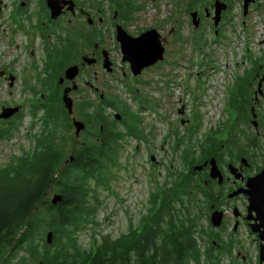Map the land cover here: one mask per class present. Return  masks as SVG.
<instances>
[{
  "label": "rangeland",
  "instance_id": "1",
  "mask_svg": "<svg viewBox=\"0 0 264 264\" xmlns=\"http://www.w3.org/2000/svg\"><path fill=\"white\" fill-rule=\"evenodd\" d=\"M6 1L0 0L2 13L0 22L4 24L0 28V70L9 68L19 71L23 76L22 69L28 68V59L24 53L26 37L9 33L7 11L10 5L9 2L5 3ZM130 1L125 3L126 9L129 7L130 10L124 9V15H128V20L124 24L126 31L131 36H135L149 29L156 30L165 47L164 59L156 66L143 70L139 76L140 82L132 80L127 63L121 61L119 46L114 38V28L110 26L112 17L105 15L101 44L110 52L111 60L115 64V72L109 74L102 66H93L75 79L79 87L84 81H88L98 89L95 95L84 90V94L71 97L73 115L78 119L80 118L76 110L79 103L96 105L99 103L96 96L100 93L103 94L104 100L117 97L130 107L131 112L137 110L140 100L144 102L143 106L147 107L146 110L139 112V116L148 142H143V145L136 149L134 139L124 138L123 147L120 148L115 161V168L103 176L105 179L102 185L92 186L94 193L89 198L93 204L94 216L86 223V230L77 235V243L84 250L90 247L94 239L102 241L103 237H107L115 241L129 229L136 228L149 208L150 194L159 192L162 185L169 182L167 179L169 171L166 167L169 166L171 170L174 168L184 170L189 165L184 166L180 161V156L186 147L185 144L181 146L177 136L184 137L186 131L199 127L191 140V149L195 152L192 158L198 157V146L195 143L201 141L208 130L224 120L223 109L227 90L232 85L234 76L248 66L242 55V47L247 37L244 36L240 26L239 16L236 19L231 17L232 23L226 22L222 27V36L217 38L209 36L212 28L209 27L210 22L206 21L209 24L204 23L202 28H199L202 32L200 38L197 35L200 32L193 28L186 14L185 7L189 3L185 0ZM208 3L207 1L205 5L207 6ZM101 6L107 12V4L102 3ZM119 9L123 13L121 7ZM119 9L116 19L120 18ZM247 30L249 42L257 53V45L259 43L261 46V40L264 39V4L261 10L253 13L248 19ZM203 38L206 39L204 45L200 43ZM93 42L97 43L96 40ZM79 48L81 49L80 45ZM53 70L56 73V70ZM123 72L130 80H123ZM29 73L33 74V71L29 69ZM134 90H137L135 95ZM80 95H85L87 98H79ZM135 96L136 102L133 100ZM24 97L27 96L21 94L19 86L10 93L6 79L0 78V109L10 108V99L19 102ZM25 103L29 106L23 109L19 127L12 131L10 140L0 142V168L13 157L31 151L32 136L42 130L44 117L42 114L35 117L30 115L32 109L30 102L26 100ZM147 104L151 105L152 109L148 108ZM105 113L108 117H112L109 110ZM14 114H10L6 119H0L3 120L0 121V127L9 128L8 119ZM187 119L189 122H186ZM11 125L16 127L17 123L13 122ZM73 132L70 126V135ZM169 133L171 136L165 138ZM79 139H83L81 134ZM70 143L71 141L68 142ZM172 147L176 150L173 151ZM149 155L155 158L154 165L149 161ZM54 194H56L54 190H48L47 203L51 204L50 200ZM201 219L200 222L206 229L207 217ZM49 232H46V235ZM195 236L200 252L211 259L212 255L205 253L201 237L197 234ZM18 256L24 255L20 253ZM201 258L204 261V258ZM221 260L222 264H229L228 260ZM21 264L29 263L24 260Z\"/></svg>",
  "mask_w": 264,
  "mask_h": 264
},
{
  "label": "trees",
  "instance_id": "2",
  "mask_svg": "<svg viewBox=\"0 0 264 264\" xmlns=\"http://www.w3.org/2000/svg\"><path fill=\"white\" fill-rule=\"evenodd\" d=\"M126 6L118 5L123 13ZM98 100L96 105L84 102L77 107L78 120L85 126L79 143L69 133L71 119L62 100H46L42 130L32 136V150L0 168V264H21L24 260L29 264H218L220 258L213 256L210 234L200 222L208 196L200 190V178L189 172L198 159L192 158L191 140L199 127L186 131L184 137L177 136L186 147L180 161L189 165L184 170L166 167L169 182L150 194L149 208L136 228L115 241L103 237L102 241L94 239L86 250L80 248L77 235L94 216L89 198L94 193L92 186L102 185L103 176L115 168L124 137L132 135L138 140L139 132L144 134V129L138 130L139 112L147 108L142 100L135 112L117 97L109 102ZM133 100L137 101L136 96ZM106 110L117 116L122 112V121L112 120ZM16 123V127L0 128V142L10 140L20 119ZM195 144L198 151L204 146L203 141ZM70 156L72 162L65 164ZM50 189L62 197L56 205L47 203ZM49 231L51 243L46 242ZM195 234L201 237L211 259L200 252ZM20 253L24 256H18Z\"/></svg>",
  "mask_w": 264,
  "mask_h": 264
},
{
  "label": "flooded vegetation",
  "instance_id": "3",
  "mask_svg": "<svg viewBox=\"0 0 264 264\" xmlns=\"http://www.w3.org/2000/svg\"><path fill=\"white\" fill-rule=\"evenodd\" d=\"M49 1L58 4L59 15L56 18L51 17L48 0H7L5 2L7 4L9 2L10 5L7 11L9 33L26 37L24 53L28 59V68L22 69L23 76L19 71L9 68L0 70V76H2L0 78L6 79L10 93L19 86L21 94L27 96L19 102L10 99V108L18 110L8 119L9 127L22 118L23 109L29 106L25 103L26 100L30 102V108H32L30 115L37 116L44 115L46 100L54 98L62 100L65 89H70V98L76 94H84V90L92 95L98 92V89L88 81H84L79 87L76 80L65 79L64 72L67 68L77 66L78 73L75 78L77 79L88 68L103 67L104 55H106L110 63V72H106L114 74L115 64L111 60L110 52L106 51L101 44L105 15L112 17L110 26L114 28V34H116L117 26L120 25L123 31L131 36L124 25L128 15L121 13L118 7L119 4L125 5L130 0ZM207 1L209 3L206 6ZM185 2L189 3L185 7L189 21L198 32L204 23L210 22L209 27L212 30L208 35L214 38L221 37L223 25L226 22L231 24V17L236 19L239 16L240 26L244 36L247 37L242 47V55L248 66L234 76V81L224 99L225 118L203 136L201 141L204 146L199 149L198 159L190 166L189 172L195 179L200 178V190L208 196L204 213L207 217L205 225L211 237V244L215 248L213 256L220 258L218 264H222L221 259L228 260L229 264H264V261L259 263L261 249H264V214L261 211L264 207V199L260 196L261 191L264 190V175L263 178L261 177L262 181L257 179V176L264 171V39L261 40V46L258 43L256 53L252 43L249 42L247 32L248 19L253 13L261 10L264 0H248V3L246 0H218V2L216 0H185ZM102 3L107 4V12L101 6ZM117 8L120 18L116 19ZM216 9L221 12L215 23L213 18ZM193 13H196L194 19ZM1 15L0 11V18ZM3 25L0 22V28ZM143 32L131 37H136ZM197 35L201 38L202 32ZM93 40H97V43ZM205 42V38L200 41L203 45ZM87 60H94V62L88 64ZM157 63L143 70L156 66ZM127 65L132 75L130 78L140 82L139 76L143 70L139 76L135 77L128 63ZM29 69L33 71V74L29 73ZM122 75L123 80H130L126 73L123 72ZM60 79L61 82H59ZM96 97L103 99V94L100 93ZM79 98L86 99L87 96L80 95ZM112 112V120L120 123L123 119L122 112L118 113L122 117ZM186 122H189L188 119ZM121 128L124 129L122 126ZM142 129L140 117L138 130ZM146 135L144 131V134L139 132L138 140L132 135H126L124 138L134 139L138 149L143 142H148ZM169 135L171 134L169 133L165 138L168 139ZM149 161L156 162L152 155H149ZM201 192L200 197L205 200ZM214 213L220 217L217 227L211 225L210 219Z\"/></svg>",
  "mask_w": 264,
  "mask_h": 264
},
{
  "label": "water",
  "instance_id": "4",
  "mask_svg": "<svg viewBox=\"0 0 264 264\" xmlns=\"http://www.w3.org/2000/svg\"><path fill=\"white\" fill-rule=\"evenodd\" d=\"M218 2V0H216ZM48 7L51 11V17L56 18L59 15V9L57 8V3H50L48 0ZM219 10L216 9L214 20L215 23L218 21ZM196 13L192 14V18L194 19ZM115 41L118 43L121 60L122 62H127L129 64V68L132 74L136 77L141 74V71L147 67L154 65L156 62H160L163 60L164 47L160 40L159 35L156 30L150 29L148 31L143 32L142 34L131 37L120 26H117ZM105 59L103 60V68L105 71L110 72V63L108 59H106V55H104ZM88 64L93 63L94 60H87ZM78 73L77 66L69 67L64 72V78L70 81H74ZM61 82V79L59 80ZM75 88V86H74ZM67 91L64 90L62 96V103L64 108L66 109L67 114H72V100L69 98ZM17 108H4L0 113V119H6L10 114H14L17 112ZM73 126L75 128L74 135L77 138L78 133L81 129H83V124L81 122H77L74 119L72 120ZM264 175V171H262L257 179L262 181L261 177ZM260 196L264 199V190L261 191ZM62 201V197L59 194H54L50 200L51 204L55 205ZM264 214V207L261 210ZM211 225L212 227L219 226L220 217L216 213L211 216ZM52 234L49 232L46 235V242L51 243ZM264 261V249H261L259 255V263Z\"/></svg>",
  "mask_w": 264,
  "mask_h": 264
},
{
  "label": "bare ground",
  "instance_id": "5",
  "mask_svg": "<svg viewBox=\"0 0 264 264\" xmlns=\"http://www.w3.org/2000/svg\"><path fill=\"white\" fill-rule=\"evenodd\" d=\"M246 3H248V0H246ZM245 3V4H246ZM66 90V89H65ZM69 91H67V94H68V96H69V92H70V89H68ZM70 98V97H69ZM72 100V99H71ZM63 107H64V105H63ZM65 109V108H64ZM64 112L67 114V112H66V109L64 110ZM73 113H74V111H73V101H72V114L71 115H69V118L71 119V126H72V128H73V131H75V128H74V126H73V123H72V120L74 119L75 121H77V122H80V120H78V118L77 117H75L74 115H73ZM43 117H44V115H42ZM35 117V116H34ZM82 124H83V126H84V123L83 122H81ZM83 132H85V126L83 127V129H81L80 131H79V133H78V136H77V138L75 137V135H74V142L75 143H78V140H79V136H80V134L82 135V133ZM73 134H74V132H73ZM72 160H73V157H69V159H67L66 161H65V164H67L68 162H72Z\"/></svg>",
  "mask_w": 264,
  "mask_h": 264
},
{
  "label": "clouds",
  "instance_id": "6",
  "mask_svg": "<svg viewBox=\"0 0 264 264\" xmlns=\"http://www.w3.org/2000/svg\"><path fill=\"white\" fill-rule=\"evenodd\" d=\"M213 37V36H212ZM163 57H164V54H163Z\"/></svg>",
  "mask_w": 264,
  "mask_h": 264
}]
</instances>
